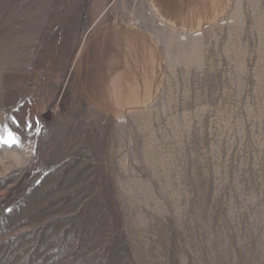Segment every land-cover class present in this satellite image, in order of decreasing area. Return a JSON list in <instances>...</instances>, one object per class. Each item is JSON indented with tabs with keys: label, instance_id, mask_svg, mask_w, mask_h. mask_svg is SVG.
Instances as JSON below:
<instances>
[{
	"label": "rangeland",
	"instance_id": "obj_1",
	"mask_svg": "<svg viewBox=\"0 0 264 264\" xmlns=\"http://www.w3.org/2000/svg\"><path fill=\"white\" fill-rule=\"evenodd\" d=\"M188 1L0 0V264H264V0ZM130 20L152 43L96 84Z\"/></svg>",
	"mask_w": 264,
	"mask_h": 264
},
{
	"label": "crops",
	"instance_id": "obj_2",
	"mask_svg": "<svg viewBox=\"0 0 264 264\" xmlns=\"http://www.w3.org/2000/svg\"><path fill=\"white\" fill-rule=\"evenodd\" d=\"M151 3L156 12V18L160 19L165 24L169 23L175 25L179 23L182 25L192 26L199 25V23H202L204 20L202 17H197L198 15H196V11L192 9L191 3L188 0H151ZM107 14L109 20H115L119 16H115L114 18L111 12H108ZM103 15L105 14L103 13ZM139 23L140 22L138 21L134 22L131 20L128 22H114L109 23L105 28L102 27L103 29L100 28L101 30L99 32L96 31L93 39L90 40L91 43L89 41L86 46L84 56H87L86 62L88 60L91 63H95L93 64L95 67H102L105 69V71L103 69L101 72V69L97 68L99 73L98 75H95L96 77H94L96 78V84H104L106 81H110L109 74L112 73L113 75V72H115L114 70H111L112 67H114L119 60L121 61L126 58V53L123 51L125 47L126 51L134 50L135 52H139L143 45L147 44V40L149 39L147 36H151V34L143 27L142 24ZM150 42L152 43L151 40ZM114 45L115 47H119V52L115 51ZM106 46L113 48L109 50ZM87 51L92 53L91 57H88ZM109 69L110 71L107 73ZM87 79L84 80L89 81V79ZM134 79L137 80L136 82H139L137 78ZM133 89L136 91H132V89L127 85H123L118 90L122 93H126L128 90V92H133V98L142 100L143 103L148 91L144 93L140 87H134ZM149 89H151V86H149ZM104 90L106 93L105 95H100L101 99H107L109 96H114L115 90H112L109 85H107V88ZM91 99L94 98L91 97Z\"/></svg>",
	"mask_w": 264,
	"mask_h": 264
},
{
	"label": "snow or ice",
	"instance_id": "obj_3",
	"mask_svg": "<svg viewBox=\"0 0 264 264\" xmlns=\"http://www.w3.org/2000/svg\"><path fill=\"white\" fill-rule=\"evenodd\" d=\"M3 142L6 143V144H17L19 143V140L18 138L16 137L15 134H13L12 132H8V137L6 139H3Z\"/></svg>",
	"mask_w": 264,
	"mask_h": 264
},
{
	"label": "bare ground",
	"instance_id": "obj_4",
	"mask_svg": "<svg viewBox=\"0 0 264 264\" xmlns=\"http://www.w3.org/2000/svg\"><path fill=\"white\" fill-rule=\"evenodd\" d=\"M134 60H135V59H134ZM136 61H137V60H136ZM140 62H141V61H140ZM146 62H147V64L149 63L148 61H145V63H146ZM141 63H142V62H141ZM140 65H142V64H140ZM144 65H145V64H144ZM150 65H151V64H150ZM151 66H152V65H151ZM139 68H140V67H139ZM137 72H138V70H137ZM140 73H141V71H140ZM136 74H137V73H136ZM141 75H142V73H141ZM139 78L141 79V77H139ZM140 79H139V80H140ZM134 83H135V82H134ZM134 83H133V84H134ZM141 85H142V83H141ZM132 87H133V86H132ZM130 88H131V87H130ZM137 88H138V87H137ZM145 90H146V87H145ZM128 91H129V90H128ZM96 92H97V91H96ZM102 92H103V91H102ZM130 93H131V92H130ZM143 96H144V95H143ZM127 97H128V96H127ZM103 98H104V97H103ZM120 100H121V99H120ZM123 100H125V99H123ZM123 100H122V101H123ZM124 102H125V101H124ZM124 102H123V103H124ZM112 104H113V103H112Z\"/></svg>",
	"mask_w": 264,
	"mask_h": 264
}]
</instances>
